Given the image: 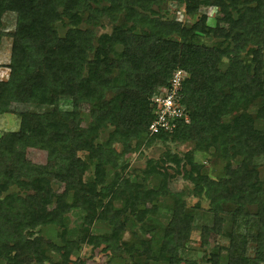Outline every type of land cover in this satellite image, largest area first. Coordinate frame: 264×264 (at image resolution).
I'll return each mask as SVG.
<instances>
[{"label":"trees","instance_id":"trees-1","mask_svg":"<svg viewBox=\"0 0 264 264\" xmlns=\"http://www.w3.org/2000/svg\"><path fill=\"white\" fill-rule=\"evenodd\" d=\"M164 3L194 20L167 16ZM208 7L224 25L201 21ZM7 12L14 21L10 31L0 27L9 41L0 115L15 113L18 123L0 132L2 264H84L82 246L106 254L104 264H197L186 251L197 212L209 217L198 245L222 241L204 264H264V126L255 125L264 124V0H0V26ZM177 68L187 120L151 132L152 94ZM167 142L189 148L128 172L127 151ZM195 152H214L226 178L204 173ZM175 177L197 201L168 187ZM71 215L81 222L77 237ZM98 222L107 229L93 233ZM42 228H55V239Z\"/></svg>","mask_w":264,"mask_h":264},{"label":"rangeland","instance_id":"rangeland-1","mask_svg":"<svg viewBox=\"0 0 264 264\" xmlns=\"http://www.w3.org/2000/svg\"><path fill=\"white\" fill-rule=\"evenodd\" d=\"M196 1V0H191ZM163 8L165 10V13H167V16L177 18L178 20L184 22V23H190L194 20V16L185 15L183 10L180 8H177L175 6H172L171 4L164 3ZM177 9V10H176ZM199 15H202L201 21L203 23L213 25L215 22H218L220 25H224V21L219 20L217 21L215 18V9L212 7L208 8H200L199 9ZM2 23H1V29L2 31H10L13 27V21H14V15L13 13H5L2 16ZM56 28L59 32V34H62L65 28L60 25L59 23H56ZM95 32H103L108 31V28H100L96 27L94 29ZM201 42L203 43H209L208 38L202 37ZM8 54H9V41L7 37L1 36L0 37V77L2 75V71L6 72V64L8 61ZM241 57L245 60L249 58L248 51L242 52ZM225 66V62H222L220 65V68H223ZM65 107V105H61ZM16 111L20 110H42V108H37L33 105L25 106L22 104L14 105L13 106ZM45 109V108H44ZM84 110V109H83ZM81 110L80 113L83 115V121H86L85 118H87L85 112ZM229 120L228 117H223L222 122L227 123ZM18 123V117L15 113H9L5 115H0V132L4 130H13L17 127ZM257 127L264 126L263 123H256ZM103 139V135L100 133L97 140ZM189 146L187 144H173L170 142H167L166 144H152L151 146L144 148L143 145L139 146L138 149L130 150L125 153V161L128 165V172L130 171L133 173V175L138 176L140 173V170L144 168L145 163L148 159H157L160 157L166 149L178 153V155H181L186 149H188ZM118 149V148H117ZM27 157L30 158L32 161L36 162H44L45 161V154L36 149H28L27 150ZM79 156L86 161V156L84 153L79 152ZM194 159L198 162H201L203 167L202 171L204 173H207L209 176L217 177L219 179H224L227 176V173H225L222 170L223 161H221L218 156L213 152L212 154L208 153H200L195 152L194 153ZM258 176L259 178L264 182V158H258ZM169 172H171L170 169H168ZM108 175H110V170L107 171ZM54 189H57V184L52 185ZM168 187H170L171 190L180 191L185 199V202L190 205L193 202L197 201L198 199L196 197H193L192 195L188 194L189 189L191 188V184H189L186 180H183L180 177H175L174 179L168 180ZM200 205L202 207L206 206V202L202 199L199 201ZM74 216V215H73ZM72 215L69 217L68 220V228L69 230V236L70 237H77L79 235L77 229H79L81 222L77 219V216L75 215L73 217ZM155 221L158 223L159 226H162L167 219L166 214L159 213L155 216ZM205 222L209 223V217L205 215L202 212H197L195 214V218L192 224V230L189 234V239L187 243V256L189 258L194 259L197 264H204L205 262L202 261L204 257H208V253L213 251L216 252L218 250V245L221 240L219 241H210L207 246L200 247L198 245V239H199V230L202 225L205 224ZM107 229L106 225H104L101 222L94 223L92 226V232L98 233L103 232ZM129 229H135V227L129 226ZM57 230L54 228H42L41 232L43 235H45L48 238L55 239V232ZM129 230L124 234V237H127L129 235ZM219 242V243H218ZM77 256L82 258L84 261V264H104L108 256L106 254L99 253L98 249H91L86 246H82L79 252L77 253ZM0 264L2 262L0 261ZM30 264V263H29ZM159 264V263H157Z\"/></svg>","mask_w":264,"mask_h":264},{"label":"built area","instance_id":"built-area-1","mask_svg":"<svg viewBox=\"0 0 264 264\" xmlns=\"http://www.w3.org/2000/svg\"><path fill=\"white\" fill-rule=\"evenodd\" d=\"M183 76V71L177 68L172 72L166 87H158L154 90L150 101L154 105L156 116L148 125L151 132L157 131L159 127L165 130L171 129L174 118L182 117L184 121L187 120L183 107L178 101L180 81Z\"/></svg>","mask_w":264,"mask_h":264},{"label":"crops","instance_id":"crops-1","mask_svg":"<svg viewBox=\"0 0 264 264\" xmlns=\"http://www.w3.org/2000/svg\"><path fill=\"white\" fill-rule=\"evenodd\" d=\"M7 70V69H6ZM7 72V71H6ZM6 72H3L2 71V75H1V77L0 78H4L5 77V74H6ZM2 115V114H1ZM3 115H5V114H3ZM157 264V263H156ZM160 264V263H159Z\"/></svg>","mask_w":264,"mask_h":264}]
</instances>
